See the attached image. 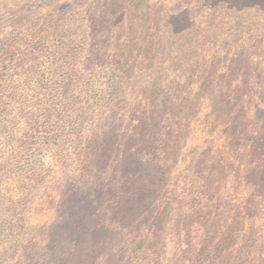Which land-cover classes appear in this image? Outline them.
Instances as JSON below:
<instances>
[{
    "label": "trees",
    "instance_id": "obj_1",
    "mask_svg": "<svg viewBox=\"0 0 264 264\" xmlns=\"http://www.w3.org/2000/svg\"><path fill=\"white\" fill-rule=\"evenodd\" d=\"M109 152L145 264H264V0H0V264H58L42 193Z\"/></svg>",
    "mask_w": 264,
    "mask_h": 264
},
{
    "label": "rangeland",
    "instance_id": "obj_2",
    "mask_svg": "<svg viewBox=\"0 0 264 264\" xmlns=\"http://www.w3.org/2000/svg\"><path fill=\"white\" fill-rule=\"evenodd\" d=\"M26 56L27 52H19L14 64L19 65ZM115 155L109 152L111 159L90 165L86 176L58 174L43 191V199L47 202L50 196L53 206L62 212L56 217L58 225L44 234L49 250L45 255L50 260L58 264H145L143 238L152 239L139 231L147 221L143 218L146 195L134 185V181L139 186L141 182L126 174L124 166L114 165ZM118 168L122 176H116ZM130 185L134 188L128 190ZM172 216L168 215L167 223L182 222ZM169 231L173 233L175 226L170 224Z\"/></svg>",
    "mask_w": 264,
    "mask_h": 264
}]
</instances>
